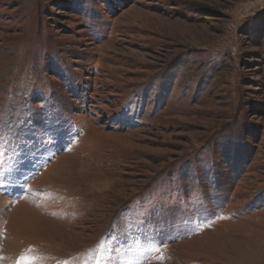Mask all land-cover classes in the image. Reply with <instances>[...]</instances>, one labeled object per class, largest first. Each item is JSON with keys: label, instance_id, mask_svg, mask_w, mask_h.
Returning <instances> with one entry per match:
<instances>
[{"label": "rangeland", "instance_id": "rangeland-1", "mask_svg": "<svg viewBox=\"0 0 264 264\" xmlns=\"http://www.w3.org/2000/svg\"><path fill=\"white\" fill-rule=\"evenodd\" d=\"M0 264H264V0H0Z\"/></svg>", "mask_w": 264, "mask_h": 264}, {"label": "snow or ice", "instance_id": "snow-or-ice-1", "mask_svg": "<svg viewBox=\"0 0 264 264\" xmlns=\"http://www.w3.org/2000/svg\"><path fill=\"white\" fill-rule=\"evenodd\" d=\"M162 258V257H161Z\"/></svg>", "mask_w": 264, "mask_h": 264}]
</instances>
